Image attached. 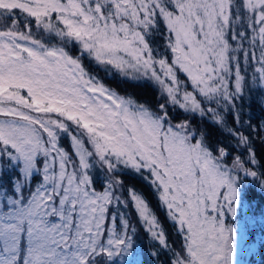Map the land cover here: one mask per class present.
Wrapping results in <instances>:
<instances>
[{"label":"snow or ice","instance_id":"6c2138e0","mask_svg":"<svg viewBox=\"0 0 264 264\" xmlns=\"http://www.w3.org/2000/svg\"><path fill=\"white\" fill-rule=\"evenodd\" d=\"M245 107L264 0H0V264H116L141 229L151 264H233L229 217L264 203Z\"/></svg>","mask_w":264,"mask_h":264},{"label":"trees","instance_id":"16d2710c","mask_svg":"<svg viewBox=\"0 0 264 264\" xmlns=\"http://www.w3.org/2000/svg\"><path fill=\"white\" fill-rule=\"evenodd\" d=\"M87 65H91L89 61H86ZM86 66V64H85ZM86 66V67H88ZM89 71L96 75L104 84L109 85L111 87H115L116 85L113 83L111 76L102 68L98 67H88ZM148 97L151 99L152 94L149 93ZM245 104H247V101H245ZM245 113H251L253 116L257 118L264 119V114L261 113L260 109L257 107L253 110H249L247 107L244 109ZM245 118H247L245 116ZM253 123H256L257 121L254 119L252 121ZM195 123V121H194ZM229 123L231 124V118H229ZM259 142L257 141V144ZM64 146L68 145L67 139L63 141ZM129 186H134L138 191L140 192H150V186L147 184L146 181H144L141 177H136L135 180H125V188ZM154 198H153V205H154ZM259 204V209L256 208V205ZM156 214L160 217L161 221L163 222L164 217V211L163 209H155ZM131 211V208L129 209ZM247 212L251 213L250 222H251V228L247 227L246 229V249L250 251L249 257H245V264H264V203H261L260 201L253 202L252 208H246ZM253 213L258 214L256 217ZM134 216V212L132 213ZM250 225V223H248ZM139 227V226H138ZM165 232L169 234V243L175 244L177 241V237L175 235L174 230L171 227L170 223H166L164 225ZM140 243L142 252L138 250V255L140 256L139 264H151V260L153 259L148 255V252L152 251L153 249L149 247L152 245V241L147 238V235L143 233L141 229V236H140ZM158 250V249H157ZM165 258L161 256V260H164Z\"/></svg>","mask_w":264,"mask_h":264},{"label":"rangeland","instance_id":"374dc122","mask_svg":"<svg viewBox=\"0 0 264 264\" xmlns=\"http://www.w3.org/2000/svg\"><path fill=\"white\" fill-rule=\"evenodd\" d=\"M86 61L87 59H85L84 63L88 66ZM88 67L93 66L89 65ZM246 208L247 206L241 207L236 217H229L237 233L234 238L233 264H245V257H249L250 254V251L246 249L245 240L247 237L246 229L247 227L251 228L252 224L250 222L251 213L247 212ZM253 214L255 217L258 215L256 213ZM138 250L142 252L140 238L135 242L134 248L130 251L129 255L115 258L116 264H139L141 255H138Z\"/></svg>","mask_w":264,"mask_h":264}]
</instances>
